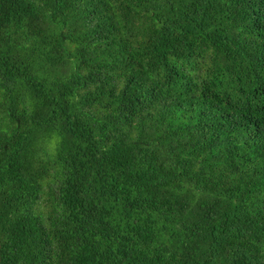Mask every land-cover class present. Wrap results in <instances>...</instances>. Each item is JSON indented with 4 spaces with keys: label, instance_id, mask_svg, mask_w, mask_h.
<instances>
[{
    "label": "trees",
    "instance_id": "obj_1",
    "mask_svg": "<svg viewBox=\"0 0 264 264\" xmlns=\"http://www.w3.org/2000/svg\"><path fill=\"white\" fill-rule=\"evenodd\" d=\"M0 264H264V0H0Z\"/></svg>",
    "mask_w": 264,
    "mask_h": 264
}]
</instances>
